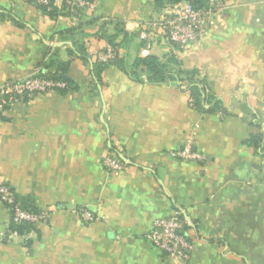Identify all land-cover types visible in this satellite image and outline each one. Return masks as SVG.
I'll use <instances>...</instances> for the list:
<instances>
[{
	"label": "crops",
	"instance_id": "0c3cea01",
	"mask_svg": "<svg viewBox=\"0 0 264 264\" xmlns=\"http://www.w3.org/2000/svg\"><path fill=\"white\" fill-rule=\"evenodd\" d=\"M217 1L213 26L185 47L154 25L185 1L157 10L153 0H95L79 17L119 20L132 32L128 66L148 46L146 55L200 70L225 113L190 106L176 82L136 81L115 65L95 86L91 67L68 48L82 42L95 57L105 42L67 31L78 17L49 19L27 0H0V87L54 59L71 60L66 75L77 85L0 116V182L51 212L29 232L4 236L9 212L0 201V264H173L148 233L154 219L174 214L192 242L187 264H264V0ZM54 6L67 12L63 0ZM254 126L260 147L248 143ZM188 138L204 160L171 156ZM106 156L125 168L108 171ZM78 208L96 219L84 222Z\"/></svg>",
	"mask_w": 264,
	"mask_h": 264
},
{
	"label": "built area",
	"instance_id": "2783aa9c",
	"mask_svg": "<svg viewBox=\"0 0 264 264\" xmlns=\"http://www.w3.org/2000/svg\"><path fill=\"white\" fill-rule=\"evenodd\" d=\"M44 2V0H36ZM95 0H63L66 8L75 17H79L81 11L90 9ZM220 12V4L217 0H209L206 8H196L189 3L173 7L169 13L160 16L154 23L159 34L171 44L185 47L197 42L214 24L215 16ZM147 33H140L141 39H146ZM105 51L98 53L101 60L111 59L114 54L109 46H104ZM147 48L141 50V55L147 54ZM40 72V71H39ZM35 72L20 80L8 82L0 87V116L3 111L10 109L14 104L30 99L33 96L50 91L53 87H63L64 84L57 81L38 77ZM44 72V71H43ZM193 99H189L190 106H194ZM171 156L181 160L202 161L204 156L194 151L192 140L186 139L179 150L171 152ZM103 166L110 172H118L125 168L126 164L113 156L103 159ZM0 201L6 205L9 212L6 235L17 234L11 227L20 222H27L33 226L46 222L50 217V210L43 208L37 212L24 209L16 201L10 188L0 182ZM76 213L84 222H92L96 218L85 208L76 209ZM185 222L174 214L167 217L154 219L148 233V239L152 246L161 252L165 258L173 264H187L190 259L192 242L186 233Z\"/></svg>",
	"mask_w": 264,
	"mask_h": 264
},
{
	"label": "trees",
	"instance_id": "16d2710c",
	"mask_svg": "<svg viewBox=\"0 0 264 264\" xmlns=\"http://www.w3.org/2000/svg\"><path fill=\"white\" fill-rule=\"evenodd\" d=\"M41 9L49 19H55L61 13L68 15L72 14L67 9V12L59 10L54 6V0H44L39 2L36 0H27ZM187 2L196 8H206L209 0H153L155 8L161 9L165 5H174L180 2ZM63 8H66L63 2ZM2 16H7L14 19L10 13L1 12ZM84 17V16H83ZM83 17H78L75 25L67 31L75 30L80 36H92L102 39L105 46H109L113 51V58L101 60L96 55L93 57L88 53L82 42L72 41L68 48V54L71 58H77L90 68L95 86L102 84L101 73L110 66L115 65L126 72L133 80L141 81V77H145L149 82H176L180 88L189 93L193 99L194 107L203 110L204 112L220 111L226 112V106L223 100L214 96L209 92L207 86V77L200 70L193 68L186 70L182 68V62L175 56H168L164 59H159L153 55H145L136 57L131 65H127L125 50L133 38V33L125 29L119 20L105 18L102 16H93L87 20ZM91 32H86L87 30ZM105 47L100 52H104ZM122 51V52H120ZM62 61L59 59L44 61L38 77L48 80L61 82L63 87H53L50 91L65 93L68 90L77 88V85L71 80H65L60 77L61 74H66L71 60ZM44 71V72H43ZM49 92V91H47ZM255 127V126H254ZM256 132L250 134L248 143L253 147H260L262 145V134L255 127ZM263 149V147H261ZM17 202L29 211L37 212L27 199L17 198ZM18 234H24L33 229V225L27 222H20L11 226Z\"/></svg>",
	"mask_w": 264,
	"mask_h": 264
},
{
	"label": "water",
	"instance_id": "95a60500",
	"mask_svg": "<svg viewBox=\"0 0 264 264\" xmlns=\"http://www.w3.org/2000/svg\"><path fill=\"white\" fill-rule=\"evenodd\" d=\"M60 77L65 80H71L66 74H61Z\"/></svg>",
	"mask_w": 264,
	"mask_h": 264
}]
</instances>
